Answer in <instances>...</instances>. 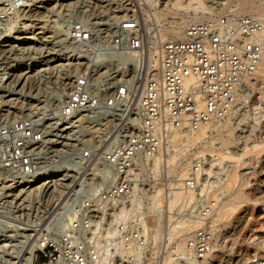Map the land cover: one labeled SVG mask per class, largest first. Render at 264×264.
Wrapping results in <instances>:
<instances>
[{
    "label": "built area",
    "instance_id": "2783aa9c",
    "mask_svg": "<svg viewBox=\"0 0 264 264\" xmlns=\"http://www.w3.org/2000/svg\"><path fill=\"white\" fill-rule=\"evenodd\" d=\"M146 16L143 11L127 16L103 35L82 17L61 15L69 34L62 42L85 64L61 87L48 116L0 113V239L6 238V246H25L41 225L32 223L23 231L7 225L5 231L6 190L18 187L27 193L41 185L36 197L25 198L29 214L34 207L36 213L39 195L50 183L43 182L48 169L67 190L51 211L39 214L46 223L34 249L37 264L39 253L46 259L41 264H200L198 259L209 256L215 202L200 190L197 176L207 161L203 154H190L186 174L172 187L171 134L230 112L263 55L261 23L245 13L212 14L187 22L178 36L159 37L158 50L150 55L145 24L158 21ZM130 49L136 53L125 60ZM5 84L11 86L8 80ZM90 129L113 136L106 145L89 142ZM202 170L200 177L206 175ZM173 188L189 190L193 197L180 200L170 212L164 201ZM157 192L163 203L153 208ZM182 217L200 223L175 235V222ZM108 227L114 234L102 255L89 236L104 241ZM182 237L184 252L177 247Z\"/></svg>",
    "mask_w": 264,
    "mask_h": 264
},
{
    "label": "rangeland",
    "instance_id": "374dc122",
    "mask_svg": "<svg viewBox=\"0 0 264 264\" xmlns=\"http://www.w3.org/2000/svg\"><path fill=\"white\" fill-rule=\"evenodd\" d=\"M167 1L155 0L154 6L149 0H0V75L4 77V84L0 83V96L5 95L4 111L0 108V113L8 116V118H13L33 113V111H36V114L43 117L44 113H48L46 111L48 108H50L49 112H52V109L58 103L57 98L59 97L61 87L72 80L74 71L77 68L85 64V59H77L72 56L68 51V47L62 42L67 39L69 34L67 27L60 24L61 15H66L69 12L72 19L82 17L100 28L103 35H107L108 31L112 30L115 25L119 27L123 18L127 16L140 15L143 11L145 16L147 14L146 17L149 16L153 19L154 17L151 14L154 10H165ZM204 1L208 5V9L212 11V14L224 13V11H221L222 7L220 3L227 0ZM231 1L234 2L236 0ZM225 12L233 13L232 10H226ZM208 14L210 15V11L208 13H201L200 15L203 19ZM187 15L185 11L181 10L176 14H168L167 16L179 19L181 17L187 18ZM168 20L172 19L168 18ZM163 25L160 22L145 24L149 36L148 46L152 43H159L160 34L157 36V42L152 38V35L154 33L158 35L157 27L161 30ZM99 48H105V44L100 45ZM111 48L113 47L111 46ZM38 64H41V66L35 67ZM10 65L14 67L19 65L22 69L20 68V72L17 74L21 73V76L18 77L14 74V76L10 77L13 71L6 73V69ZM7 80L11 86L5 87V81ZM251 83L254 84V87L251 86ZM245 93H239L243 97L238 100L236 109H234L236 112L233 111L234 114L230 120L232 134L230 136L231 143L227 150L235 156L242 152L245 144L250 146L251 143L260 142L264 138V128L258 129L256 127L253 130V126H258L263 121L264 112L256 114L250 103L252 97L260 98L262 96L264 98V81L261 79L256 80L255 78L251 79L247 84ZM113 120L116 121L115 118ZM256 120H259V123ZM97 132V129H90L86 140L89 142L94 140L103 144L104 141L107 143L113 136V133H110L112 135L108 137V133L102 134ZM222 133L223 137H227V131H223ZM208 134L209 137L206 140L209 141L211 140L210 137H218L215 130L210 131ZM218 142L220 140L216 139L213 145H209V147H219ZM105 143L104 145H106ZM210 148L203 147L200 143L194 145L191 147V150L189 149L190 151L187 152V155L180 159V163L185 165L187 162H191L190 154L192 153H199L205 156L207 167L202 168L204 171L201 169V173H205L206 175L200 177V172H198L197 176L201 187L200 190L204 188L208 196L214 198V202L216 201L213 206L214 208L229 198L228 193L221 187L226 179L228 169L237 171L240 179L248 182L244 186L245 189H250V185L254 183L255 178H258V176L264 178V168H262L263 171L261 170L263 173H256L259 170L258 162L260 160L258 159L264 156V151L258 154L253 153V155L249 153L238 162L233 159H225L219 162L216 158L217 156L213 155L212 151H209ZM172 153L173 150L171 151V155ZM170 169L172 170L173 167ZM171 170L169 172L173 175V178H170L169 184L178 178L176 174H178L180 168H178L177 173H173ZM55 173L58 175L59 171H55ZM45 176L47 178L43 179V181L50 183L45 188L42 197L39 195L40 201L37 203L36 213H34L35 207L30 214L27 213L26 208L30 207H26L24 201L29 194L32 197H36L38 189L41 186L40 184L33 186L31 192L28 190L27 193L18 190V187L5 191L8 202H4V224L6 225L4 230L9 231L10 228L7 225L15 229L28 227V225H31L28 221L33 220L35 222L40 221L39 223L42 226L40 229L42 230L39 229L25 246L19 248L6 246L7 243H4V239L6 238L0 239V264H23L24 262L25 264H37L35 262L34 249L36 244L40 245L41 234L44 233L43 229L45 230L44 226L46 223L45 220H41L42 216L39 214H42L46 209H52L56 202L62 201L67 191L62 181H57L58 178L49 169ZM69 182L71 180L68 178L66 185ZM262 195L261 198H258L256 206L254 198H251L252 196H249L252 200L247 198L239 203V206H249L250 212L235 230H232V223L234 224L235 220L231 219V216L217 218L216 211L213 208L215 231L222 233L221 241H219L220 244L217 246V249L222 250L221 256L231 255L236 248H241L247 252V256L242 264H264V193ZM169 196L165 198V205ZM172 209H169V211H172ZM34 214H37V216L33 217ZM50 215L51 213L48 214V217ZM172 217L174 215L170 213V218ZM182 219L186 222L195 220L189 217H182L175 223L183 221ZM190 229L184 230V233ZM108 230L111 231L112 235L114 234L113 228L108 227L105 236ZM19 231L23 230L19 229ZM6 234L7 232H4V235ZM39 236L41 237L39 238ZM105 236L104 239L106 241L107 238ZM95 241L101 248V251L104 250L101 252L103 255L108 246L107 242L100 245L98 240ZM206 259L201 264H214L211 257ZM44 260L46 259L43 254L39 253V264ZM44 264L52 263L45 262Z\"/></svg>",
    "mask_w": 264,
    "mask_h": 264
},
{
    "label": "bare ground",
    "instance_id": "6f19581e",
    "mask_svg": "<svg viewBox=\"0 0 264 264\" xmlns=\"http://www.w3.org/2000/svg\"><path fill=\"white\" fill-rule=\"evenodd\" d=\"M149 1L151 2L152 5H154L155 0H149ZM220 5L222 7L221 11L222 12L224 11V13L226 10H232L234 14L247 13V14H252L253 16H255L261 23V39H262L263 44H264V0H236L234 2H232L231 0H227L225 2L220 3ZM165 7H166L165 10L164 9H155L154 12L151 14V16L153 15L152 17L157 19L158 22L164 24L162 29L160 30V36L162 39L168 37L169 35H174V36L180 35L183 26L187 22L197 21V19H202L201 18L202 16L200 15L201 13H208L210 11V15L212 14L211 13L212 11L210 9H208L209 7H208V5H206L204 0H168L167 5H165ZM181 10L185 11L188 14L187 18L181 17L179 19H176L174 17H168L167 16L168 14H173V13L176 14L178 11H181ZM208 16H209V14H208ZM168 18H170L172 20H168ZM17 40H19V39H17ZM148 45H149V43H148ZM158 45H159V43L158 44L152 43L150 46H147L150 55L154 54L157 51ZM134 53H136L135 49L128 50V54H125V57H124L125 60L128 59L129 54L132 55ZM113 63H116V62L113 61ZM36 66L40 67L41 64L35 65V67ZM125 66L129 67L128 72L130 73L131 72V70H130L131 66H129L128 64H125ZM20 68L21 67L19 65L16 67L10 65L6 69V73H9V72L11 73V71H13V73L10 75V77L14 76V74H15V76L19 77V76H21V73L19 75L17 73L20 72ZM254 78L256 80L261 79L262 81H264V50H263V55H262L258 65L256 67L255 73L251 77H248L246 79V83L248 84L250 82V80L254 79ZM251 86L254 87V84L251 83ZM239 93H245V92L239 91L237 93L236 100H235L234 105H233L232 109L230 110V112L226 116H224L223 118L219 119L218 121L202 123L194 129L178 128V129H175L173 131V133L171 134V144H172L173 153L169 159V162L174 164L172 166L173 169L171 170L173 173H177L178 168H180V170L178 171V174H176V176L178 178H176L174 181H172L170 183V185H172L174 187L175 186L178 187L179 179L186 174L187 169L190 166V162H187V164H185V165L181 164L180 159L187 155V152H189L191 150V147H193L194 145H197L199 143L203 147L210 148L209 145H213V142L216 139H219L220 142H218V143L220 146L210 148V150H209V151L213 152V155L217 156L216 158L219 160V162H222L225 159H233V160L238 162L241 160V158L243 156L248 155L249 153L250 154L252 153V155H253V153L258 154V153H261L262 151H264V138L260 142L251 143L250 146L248 144H245L244 147L242 148V152L237 156H235L234 154H232L230 151L227 150L229 144L231 143L230 136L232 134L231 133L230 120L232 118V115L234 114L233 111H234V109H236V105L239 102L238 100L242 99L241 97H243ZM4 98H5V95L0 96V108H2L1 110H3V111H4L3 108H4V103H5ZM258 98L252 97V99L250 100L251 106L254 109L256 114L264 112V98L262 96L259 98V100H258ZM136 101H137V96L134 99V103H136ZM56 106H55V108H56ZM55 108H53L52 110H54ZM46 111H48V113L47 112L44 113L43 117L49 115V110H46ZM234 112H236V111H234ZM256 122L259 123V120H256ZM256 127H258V129L264 128V119L261 123H259L258 126L257 125L253 126V130ZM213 130L216 131L218 137L217 138L210 137L211 138L210 141L206 140V138L209 137L208 133L210 131L212 132ZM223 131H227V133H226L227 137H223V135H222ZM110 135H112V134H108L107 136L109 137ZM103 145H102V147H103ZM258 160H260L258 162L259 163L258 164L259 170L256 173L259 174L263 171L262 168H264V156ZM202 168L203 167L200 168V171ZM45 178H47V176L44 175L43 179H45ZM57 181H59V180H57ZM43 182H45V181H43ZM247 183L248 182H246V181L244 182L240 179V176L237 173V171H232V169H228L227 174H226V179L223 182V185L221 187L224 189V191H226L228 193L229 198L226 201L216 205V208L213 207L214 210L216 211L217 218H223V217L225 218L227 216L228 217L231 216L232 217L231 219L235 220L234 221L235 223L234 224L232 223V225H233L232 230H235L241 224V222L244 220V217L250 212L249 206H245V207L239 206V203H241L242 201H244L247 198H250L249 196H252L251 198H254V202H255V206H256V202H257L258 198H261L263 196L262 194L264 193V178L263 177L258 176V178H255L254 183H252L250 185V189L244 188V186ZM35 185H38V184H35ZM246 190H248V192H246ZM201 191H204V188H203V190L201 189ZM66 194H67V192H66ZM152 197H153V202H152L151 206H153V208L159 207V205L162 204V199L160 198L158 192L155 193L154 195H152ZM192 197H193L192 192L189 190L181 191V190H179V188H173V190L171 191V195L169 196L168 200L166 201V205H167L168 209H172L173 207H175V205L180 200H185L186 202H189V201H191ZM251 198H250V200H252ZM214 210L212 209V213H211L212 222L214 219L213 218ZM192 218L195 220L186 222L182 219L183 221H179L178 224L175 225L176 227H174V234L176 235L177 233H180L181 231H184L186 229L188 230L190 228H193V227L199 225L200 221L196 220V218H194V217H192ZM28 223L39 224V222H35L34 220L28 221ZM214 226L215 225L213 224L214 239H213L211 248H210L209 253H208L209 256L207 258L211 257L214 264H242L243 261L245 260L246 256H247V252L243 251L241 248H236L234 250L233 254H231V255H226L225 257L221 256L222 250L220 251L219 249H217V246H219V244H220L219 241H221L220 239H221L222 233H220L219 231L216 232ZM40 227H42V226L40 225ZM40 227H39V229H40ZM19 229L24 230V229H28V227L19 228ZM39 229H38V231H39ZM40 230H42V229H40ZM37 232H34V233H37ZM186 232H188V231H186ZM37 236H38V234H37ZM104 236H105V232L103 233V237ZM112 236L113 235H112L111 231L108 230L106 233V236H105L107 238L106 241L110 240V238ZM40 237L41 236H39V238ZM89 238L94 239V240H98L100 245L104 244L106 242L105 239H104V241L103 240L100 241L99 239H95V237H93L92 235H90ZM218 238H219V240H218ZM180 239L181 240L178 241V243H177V247H178V249H181L184 252V250L186 248L184 245V240H183L184 238L182 237ZM97 247H99L98 244H97ZM99 249L101 251L100 247H99ZM102 251H104V250H102ZM170 259L171 258H169V260ZM204 260L206 261L207 259H205V258L198 259V263L201 264V263H203L202 261H204ZM187 264H189V263H187Z\"/></svg>",
    "mask_w": 264,
    "mask_h": 264
}]
</instances>
